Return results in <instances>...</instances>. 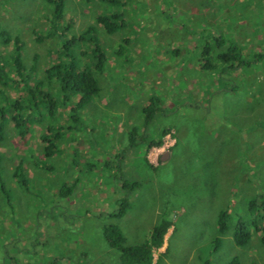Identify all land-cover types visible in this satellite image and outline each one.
I'll use <instances>...</instances> for the list:
<instances>
[{
	"label": "rangeland",
	"instance_id": "obj_1",
	"mask_svg": "<svg viewBox=\"0 0 264 264\" xmlns=\"http://www.w3.org/2000/svg\"><path fill=\"white\" fill-rule=\"evenodd\" d=\"M120 3L125 27L113 35L99 27L101 47L111 58L105 74L96 75L101 93L80 111L79 123L59 114L57 123L73 130L64 131L57 153L44 157L43 124L32 122L27 138L20 139L8 123L0 143V264H121L104 228L119 225L127 245H137L163 219L173 227L164 246L154 250V264H228L234 258L239 264H264V245L254 231L246 246H237L229 232L215 248L219 214L231 213L232 229L239 218L250 222L248 203L264 195V56L236 74L207 72L206 81L199 70L215 27L243 46L247 58L255 49L264 52V0ZM108 4L66 0L62 28L71 25L67 39L95 25L103 12L122 9ZM49 12L43 0H0V27L25 43V65H36L39 78L58 62L52 50L66 41L55 33L47 37L54 30ZM194 31H202L195 34L197 50L188 49ZM81 48L78 44L71 51L83 64ZM12 50L0 42V55L8 59ZM10 69L9 79L14 76ZM8 84H0V92L14 100L21 91ZM153 93L167 104L146 127L142 106ZM134 127L155 141L158 128L171 129L161 147L149 149L139 133L132 146L128 134ZM20 157L29 165L14 178ZM30 168L34 173L26 172ZM121 175L140 186L123 190ZM20 178L27 183L20 184ZM75 179L73 198L61 199L59 186ZM123 197L130 209L116 219L111 214Z\"/></svg>",
	"mask_w": 264,
	"mask_h": 264
},
{
	"label": "trees",
	"instance_id": "obj_2",
	"mask_svg": "<svg viewBox=\"0 0 264 264\" xmlns=\"http://www.w3.org/2000/svg\"><path fill=\"white\" fill-rule=\"evenodd\" d=\"M43 1L49 6V21L54 29L47 34V37H52L54 33L59 37H63V40L66 37L65 42L58 43L60 46L52 50L53 53L55 52L54 55L57 56L58 62L50 64L44 71L43 77H37L36 65H32L31 67L25 65V55L23 52L25 43L19 37H13L5 28L1 29L0 27V42L6 47L9 45L13 46L8 59L0 55V84L8 86V82H11V84L16 85L21 91L14 100L9 99L4 91L0 92L2 95V99H0V143H3L5 140L8 123L11 122L20 139H25L30 131V124L36 121L38 124L44 125L45 133L41 136V141L44 145V157L50 158L62 146L61 144L66 136L64 131L68 130L71 132L73 130L70 124L62 125L60 124L61 122L57 123L59 114L61 112L68 113L69 123L70 120L79 123L80 111L90 104L95 96L101 93V83L97 79V76L104 75L109 69L111 58L107 54L108 52L105 53L104 48L101 47V40L98 36L99 27H103L107 34L113 35L125 27L126 20L123 18L125 16L123 14L124 4L120 3L121 0H105L109 2V7L122 6V9L109 13L103 12V15H98L94 18L95 25H90L79 36L73 35L67 39V32L70 31L71 25L69 23L62 28V24L65 23L66 18V0ZM215 28V32L214 30L211 31L215 33L212 41H208L201 52L203 59H201L202 63L199 65V70L202 72L200 75L203 76L204 81L207 80V77H205V73L207 72L218 71V75H220L226 71H234L236 74L238 68H247L251 65L252 59L255 58V60L260 61L264 56L263 50L255 49L256 51L253 50V57L247 58L243 46L233 40L230 41L224 37V32L220 29L218 30V27ZM200 32L194 31L189 33V37L195 45L192 43L188 49L195 47L197 50L199 48V43L196 41L198 39L195 37V34ZM205 33L208 32L204 29L203 36H205ZM201 38L199 37V39ZM127 41L129 40L125 39V43ZM78 44L85 46V48H81L80 52L81 56L84 59L86 58V62L83 64L77 61L76 53L72 54L71 51L72 47ZM120 53L121 51L117 52V57ZM173 53L175 57H178L179 50H174ZM77 54L79 55V52ZM37 58L38 56L35 55V60ZM10 68H13L14 76L9 79L8 73L11 70ZM127 70L134 73L133 67H129ZM207 98V94H204L202 97V99ZM166 104L160 96L154 93L151 94L142 106L144 125L146 127H148L149 123L154 122L156 114H160L161 110H163V105L165 109ZM45 121L47 122L45 123ZM131 129L128 135L131 137L132 146H134V140L137 138L140 128L134 127ZM170 129L162 127L159 130L158 128L157 131L159 132L156 136L158 139L156 141L146 132L142 131L139 134L141 135L142 142L149 143L147 147L150 149L152 147H161L163 139L170 133ZM149 139L152 141H148ZM34 156L36 155L34 154ZM19 159L18 165L15 167L14 178L21 176L20 172L25 170V164L29 165V161H26L23 157ZM110 161L111 159L108 162ZM26 172L34 173V170L30 168L29 171L26 169ZM77 180L61 184L57 195L67 201L73 198L78 186ZM120 181L122 189L127 192L140 186L139 183L130 182L128 179H124L123 176ZM18 182L20 184L27 183L26 180L24 181L21 178L18 179ZM0 185L4 191L1 178ZM129 209V199L123 197L117 212L111 214V216L121 219ZM248 211L253 214L252 221L247 222L245 219L239 218L233 229L230 224L232 222L231 213L224 210L219 214L215 248H219L222 245V237L229 232H232L233 241L237 246H246L252 238V231L259 233L260 241L264 245V195L253 198L248 203ZM172 227L173 225L170 221L166 219L161 220L154 226L150 238L137 245H127V238L124 232L116 224H110L104 228V237L109 245L119 252L121 264H154V250L161 249L164 246L165 237ZM228 264H239V262L234 258Z\"/></svg>",
	"mask_w": 264,
	"mask_h": 264
},
{
	"label": "crops",
	"instance_id": "obj_3",
	"mask_svg": "<svg viewBox=\"0 0 264 264\" xmlns=\"http://www.w3.org/2000/svg\"><path fill=\"white\" fill-rule=\"evenodd\" d=\"M194 97H196V96H194ZM155 147H152V149H154ZM146 159H147V161L149 162V164L151 165V166H153V167H155V164H153L154 162L149 158V160H148V158L146 157Z\"/></svg>",
	"mask_w": 264,
	"mask_h": 264
}]
</instances>
